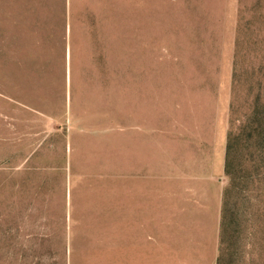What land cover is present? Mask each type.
<instances>
[{
    "label": "rangeland",
    "instance_id": "rangeland-1",
    "mask_svg": "<svg viewBox=\"0 0 264 264\" xmlns=\"http://www.w3.org/2000/svg\"><path fill=\"white\" fill-rule=\"evenodd\" d=\"M238 126L220 264H264V0H0V264H215Z\"/></svg>",
    "mask_w": 264,
    "mask_h": 264
},
{
    "label": "trees",
    "instance_id": "trees-1",
    "mask_svg": "<svg viewBox=\"0 0 264 264\" xmlns=\"http://www.w3.org/2000/svg\"><path fill=\"white\" fill-rule=\"evenodd\" d=\"M246 125V124H242ZM234 127V126H233ZM244 126H238V128H233L229 132L227 137L226 151H225V160H224V174L228 177L227 185L223 188L222 191V206H221V220H220V234L224 231L228 225L229 215L231 219L234 217L235 213H231L229 210V204L231 198L234 196L235 202L234 205H241L243 203L242 200L246 199L247 202L250 197L253 196L254 191L257 189L255 186L256 180L255 177L251 179L249 176H253L252 173L248 175L244 174L247 169L244 167L245 159L238 164V167L233 165L231 157H235L236 154L234 151L238 152L239 146L242 145V132ZM252 137V134L251 136ZM232 194H234L232 196ZM251 194V195H250ZM233 214V215H232ZM221 243V237L219 238V248ZM218 248V250H219ZM221 257L220 253H218L216 258V264H220Z\"/></svg>",
    "mask_w": 264,
    "mask_h": 264
},
{
    "label": "crops",
    "instance_id": "crops-1",
    "mask_svg": "<svg viewBox=\"0 0 264 264\" xmlns=\"http://www.w3.org/2000/svg\"><path fill=\"white\" fill-rule=\"evenodd\" d=\"M219 205L217 207V221H216V224H214L212 226V229L209 231V241L211 242V248H210V253H209V258L210 259H214L215 260V264H216V258H217V255H218V246H217V254L215 255V246H213V242L215 243V239H216V236H217V226L219 227L218 229V245H219V234H220V220H221V206H222V197H221V200H219ZM132 212H134L132 210ZM137 212H141L143 213V209L141 210H137ZM202 234H203V240L201 242L202 244V247L200 250H198L199 252V256H200V259H198V264H206L205 263V258H206V253H205V247H204V235L207 236V230H205L204 226L202 227ZM197 242L199 243V240H197Z\"/></svg>",
    "mask_w": 264,
    "mask_h": 264
}]
</instances>
